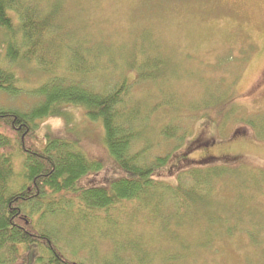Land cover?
<instances>
[{"label": "rangeland", "instance_id": "rangeland-1", "mask_svg": "<svg viewBox=\"0 0 264 264\" xmlns=\"http://www.w3.org/2000/svg\"><path fill=\"white\" fill-rule=\"evenodd\" d=\"M29 1L42 15L52 16L57 42L59 31H67L91 65L96 56L100 69L96 91L103 89L102 84L110 88L123 76L135 81L138 73L130 64L138 65L147 54L165 61L156 81H137L126 97L140 101L141 115L160 104L150 113L154 133L146 130L154 143L150 157L181 150L200 131L209 144L213 140L210 155L231 153L227 157L240 158V162L210 160L211 169L225 166L233 173L217 179L213 192L200 205L191 206L190 214L156 220L151 229L140 226L130 232L125 226L126 232L145 240L137 252L155 254L157 264H170L172 255L186 257L184 264H264V0ZM33 72L26 73V89L34 82ZM3 94L0 106L25 110L34 101L26 92L11 98ZM218 99L223 102L216 117L210 108L195 107L216 106ZM72 118L78 123L81 149L102 165L82 180L118 178L120 169H114L104 147L101 126L86 120L82 108H75ZM168 124L177 130L164 139L161 131ZM45 125L60 129L62 121H44L41 129ZM201 147L187 152L185 161L199 159ZM75 241L81 240L75 237ZM126 249H121V257L128 261L132 255ZM111 250L102 241L99 253Z\"/></svg>", "mask_w": 264, "mask_h": 264}, {"label": "trees", "instance_id": "trees-1", "mask_svg": "<svg viewBox=\"0 0 264 264\" xmlns=\"http://www.w3.org/2000/svg\"><path fill=\"white\" fill-rule=\"evenodd\" d=\"M0 30L4 37L0 92L9 96L26 92L34 100L26 110L0 106V264H157L155 254L137 252L145 240L126 232L125 226L131 232L140 226L151 229L156 220L182 218L191 213V206L205 201L217 179L233 173L225 166L211 169L208 159L185 161V154L202 142L150 157L154 143L146 130L150 113L160 104L152 110L146 107L150 113L141 115L140 101L126 97L131 84L156 81L165 61L147 54L138 64L142 67L130 64L138 73L135 81L123 76L110 88L102 84L103 89L96 91L95 77L100 74L96 56L91 65L67 31H59L57 42L52 16L42 15L34 1L0 0ZM29 70L34 71V82L26 89ZM222 102L195 107L210 108L216 117ZM75 108L101 126L104 147L114 169H120L118 178L82 180L102 165L79 146L78 123L72 118ZM53 118L62 121L60 129L47 125L40 129ZM172 126L161 131L164 139L175 134ZM220 160L240 162L238 157ZM101 240L113 251L100 254ZM121 249L131 253L128 261L121 257ZM169 257L170 264L186 260Z\"/></svg>", "mask_w": 264, "mask_h": 264}, {"label": "flooded vegetation", "instance_id": "flooded-vegetation-1", "mask_svg": "<svg viewBox=\"0 0 264 264\" xmlns=\"http://www.w3.org/2000/svg\"><path fill=\"white\" fill-rule=\"evenodd\" d=\"M237 134H239V133H237ZM210 140H211V139H210ZM208 141H209V138L204 139V137L202 136L201 132L199 131V132H197V133L195 134V136H194L191 140H189V143H186L185 147H186L188 144L193 143V142H194V143L202 142V144H203V142H204V146L201 147L203 153H202L201 155H199V159L214 160V159H216V158H221V157H222V158H224V157L229 158V157H227V156L231 155V153H228V154L223 153V154H221L220 157H219L218 155H210V154L208 153V148H209L210 144L213 142V140H211L210 144H209ZM185 147H184V148H185ZM235 156L238 157L236 154H235ZM231 158H232V157H230V160H231Z\"/></svg>", "mask_w": 264, "mask_h": 264}, {"label": "bare ground", "instance_id": "bare-ground-1", "mask_svg": "<svg viewBox=\"0 0 264 264\" xmlns=\"http://www.w3.org/2000/svg\"><path fill=\"white\" fill-rule=\"evenodd\" d=\"M2 44H3V42H2ZM3 46H4V44H3ZM3 46H2V47H3ZM2 47H1V48H2ZM149 57H150V56H149ZM126 80H127V78H126ZM128 82H130V81H128ZM142 82H143V81H142ZM133 85H136V84H135V83L131 84L130 87H129V90L132 88ZM3 95H6V94H3ZM6 96H8V97H10V98H11V97H15V96H13V95H12V96L6 95ZM17 96H18V95H17ZM167 102H168V101H167ZM167 102H166V103H167ZM5 107H7V106H5ZM11 108H14V107H11ZM17 109H18V108H17ZM25 110H26V109H25ZM139 112H141V111H140V107H139ZM152 119H153V117L150 118L149 125H148L147 128H151V129H152V128L154 127V123H155V121L152 120ZM90 122H92V121H90ZM95 123H97V122H95ZM150 123H151V124H150ZM40 129H41V128H40ZM42 129H43V128H42ZM39 132H41V130H39ZM150 142L153 143V141H151V139H150ZM78 143H79V146H80V148H81V144H80V139H79V137H78ZM182 149H184V148H182ZM182 149H181V150H182ZM81 150H82V149H81ZM231 227H233V226H231ZM139 254H140V253H139ZM140 255L142 256L143 254H140Z\"/></svg>", "mask_w": 264, "mask_h": 264}]
</instances>
